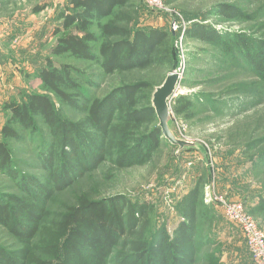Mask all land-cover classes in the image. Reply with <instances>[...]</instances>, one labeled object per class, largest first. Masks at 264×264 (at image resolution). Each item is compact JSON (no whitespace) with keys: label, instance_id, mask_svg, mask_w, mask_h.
Masks as SVG:
<instances>
[{"label":"rangeland","instance_id":"1","mask_svg":"<svg viewBox=\"0 0 264 264\" xmlns=\"http://www.w3.org/2000/svg\"><path fill=\"white\" fill-rule=\"evenodd\" d=\"M67 2L0 0V127L12 113L10 104L21 102L30 93L48 95L62 117L77 120L85 116L62 103L38 77L51 57L84 73L79 81L91 98L125 83L144 81L150 85L142 90L144 102L151 101L168 73L178 69L181 79L170 102V126L178 138L194 144L184 149L162 136V146L144 165L119 168L104 162L55 193L48 204V219L77 204L81 197L123 195L152 206L150 231L165 226L171 232L181 220L178 201L201 180L204 190L196 264H255L243 231L226 217L218 199L224 197L250 207L264 195V76L233 41L213 45L186 33L199 21L232 37L241 35L264 43V0H166L161 10L147 7L144 0H134L119 10L121 16L110 21L131 30L164 28L169 32L167 45L177 51L172 65L155 64L113 74L105 73L94 61L52 54L57 41L55 28L60 24L58 13ZM222 3L234 5L240 15L232 20L219 15L216 6ZM181 97L188 108L178 114L175 108L182 105ZM36 121L38 131L18 128L22 139L7 140L18 179L0 171V193L4 195L25 196L18 186L25 174L43 181L48 178L40 155L50 140L49 129L41 118ZM252 215L264 228V212ZM0 245L20 247L1 224Z\"/></svg>","mask_w":264,"mask_h":264},{"label":"trees","instance_id":"2","mask_svg":"<svg viewBox=\"0 0 264 264\" xmlns=\"http://www.w3.org/2000/svg\"><path fill=\"white\" fill-rule=\"evenodd\" d=\"M132 1L68 0L58 13L60 24L55 28L57 41L52 54L94 61L107 74L155 64L172 65L177 50L167 45L166 29L131 30L110 21L121 16L119 10ZM216 10L227 20L241 13L225 3ZM186 35L219 46L233 41L247 52L246 58L256 72L264 76L263 42L241 35L232 37L199 21L188 27ZM83 74L78 67L56 63L51 57L38 71V77L62 103L85 114L80 119L62 117L44 94L30 93L9 106L12 113L0 127V171L18 179L7 140L22 139L18 128L38 131V117L50 134L40 155L48 178L43 181L25 174L18 182L25 196L0 193V224L20 244L16 249L0 245V264H196L204 190L201 180L178 201L181 220L171 232L165 226L150 231L152 206L123 195L81 197L77 204L48 219V204L56 192L106 161L119 168L144 165L163 144L153 101L144 102L146 96L142 94L149 84L125 83L91 98L79 81ZM179 101L182 105L175 110L182 114L188 108L187 101L184 97ZM246 207L251 215L264 212V195L254 206Z\"/></svg>","mask_w":264,"mask_h":264},{"label":"built area","instance_id":"3","mask_svg":"<svg viewBox=\"0 0 264 264\" xmlns=\"http://www.w3.org/2000/svg\"><path fill=\"white\" fill-rule=\"evenodd\" d=\"M147 7L161 10L165 9L166 0H144ZM226 217L236 223L243 231L246 245L255 264H264V229L257 220L249 214L240 201L228 200L224 197L218 199Z\"/></svg>","mask_w":264,"mask_h":264},{"label":"water","instance_id":"4","mask_svg":"<svg viewBox=\"0 0 264 264\" xmlns=\"http://www.w3.org/2000/svg\"><path fill=\"white\" fill-rule=\"evenodd\" d=\"M180 79L181 75L178 69L170 71L165 81L156 88L152 101L164 137L172 144L178 145L180 148H185L193 146L194 143L178 138L170 126V102L177 91Z\"/></svg>","mask_w":264,"mask_h":264}]
</instances>
